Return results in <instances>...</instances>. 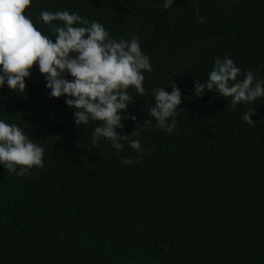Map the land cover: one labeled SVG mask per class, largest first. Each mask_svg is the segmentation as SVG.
<instances>
[{"label": "trees", "instance_id": "trees-1", "mask_svg": "<svg viewBox=\"0 0 264 264\" xmlns=\"http://www.w3.org/2000/svg\"><path fill=\"white\" fill-rule=\"evenodd\" d=\"M42 11L139 38L153 71L144 95L129 89L128 113L150 130L141 152L93 146L100 122L78 128L35 66L24 94L0 89V119L45 149L44 167L24 176L0 165V264H264V97L233 107L214 91L194 94L218 56L233 59L240 79L244 70L264 79V0H174L168 9L163 0H31L24 14L54 42ZM173 79L182 111L169 133L151 117V93H170ZM123 123L122 135L136 131Z\"/></svg>", "mask_w": 264, "mask_h": 264}, {"label": "clouds", "instance_id": "clouds-1", "mask_svg": "<svg viewBox=\"0 0 264 264\" xmlns=\"http://www.w3.org/2000/svg\"><path fill=\"white\" fill-rule=\"evenodd\" d=\"M31 0H0V89L7 88L24 94L26 78L31 77L34 66L43 75L50 98H64L67 107L73 110V122L80 128L90 122H100L91 136L97 146L107 140L120 151L126 142L133 150L141 152L140 133L150 130V121L143 124L135 115L128 113L133 96L145 94V72L153 71L150 59L141 49L139 38L116 40L110 37L105 27L89 21L76 13L42 11L40 19L54 27V42L43 35L24 14ZM174 5V0H163V8ZM200 22H205L199 17ZM54 21L62 26L53 25ZM233 59L219 56L208 74L205 83L194 84V94L202 96L205 91L231 98L233 107L249 104L264 97V79L257 78L250 70L243 71ZM68 77H71L69 79ZM165 88L154 89L155 101L151 117L156 126L171 133L176 126L175 117L182 103L181 89L174 79ZM253 115L245 113L242 119L253 124ZM124 120L136 122L132 135H122ZM45 149L34 143L15 123L0 119V165L10 173L24 176L33 168L44 167ZM124 164L133 161L124 159Z\"/></svg>", "mask_w": 264, "mask_h": 264}]
</instances>
